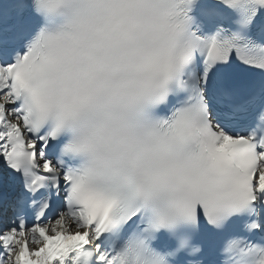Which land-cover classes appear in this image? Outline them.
<instances>
[{"label":"snow or ice","instance_id":"6c2138e0","mask_svg":"<svg viewBox=\"0 0 264 264\" xmlns=\"http://www.w3.org/2000/svg\"><path fill=\"white\" fill-rule=\"evenodd\" d=\"M0 264H264V0H0Z\"/></svg>","mask_w":264,"mask_h":264}]
</instances>
